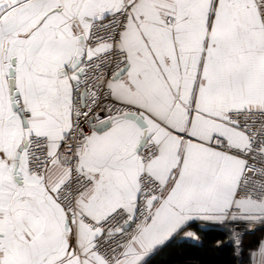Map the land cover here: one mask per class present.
I'll return each mask as SVG.
<instances>
[{
    "label": "crops",
    "instance_id": "obj_1",
    "mask_svg": "<svg viewBox=\"0 0 264 264\" xmlns=\"http://www.w3.org/2000/svg\"><path fill=\"white\" fill-rule=\"evenodd\" d=\"M129 0H0V264H104L91 251L98 231L70 222L55 200L67 179L58 150L72 124V61L104 50L86 46L91 24ZM82 47V46H81ZM124 70L109 81L112 97L140 110L144 126L118 117L93 129L78 167L93 180L77 204L99 221L138 197L141 140L157 145L146 167L162 188L151 215L116 264L194 260L210 231L227 232L238 264H264V226L235 238L233 221L263 222L264 199H235L243 160L209 145L217 137L243 150L247 134L230 111L264 107V34L255 0H137L121 36ZM14 59L12 107L5 64ZM15 104V103H14ZM48 138L43 180L25 167L19 147ZM198 261H202L199 259Z\"/></svg>",
    "mask_w": 264,
    "mask_h": 264
},
{
    "label": "built area",
    "instance_id": "obj_2",
    "mask_svg": "<svg viewBox=\"0 0 264 264\" xmlns=\"http://www.w3.org/2000/svg\"><path fill=\"white\" fill-rule=\"evenodd\" d=\"M136 1L129 0L120 11L91 24L86 46L95 48L104 45L105 48L84 58L80 63V75L72 85V124L58 150V164L68 174L65 182L55 192V200L65 210L70 222H80L98 231L92 241L91 251L104 264L117 263L125 248L149 219V201L159 199L162 195L160 184L146 169L158 156L159 149L157 145L145 142L138 153L142 170L138 175V197L133 215L117 209L103 219L94 221L77 204L78 198L93 185V180L80 171L78 162L80 152L94 127L128 114H140L136 107L116 101L109 86V81L127 64L126 53L120 48V43ZM255 6L264 34V0H255ZM14 103L17 112H21L25 118L30 116V112L24 109L19 100L15 98ZM226 119L247 134V147L243 150L231 149L223 145L217 137L209 145L243 160V169L234 193L235 199H249L261 203L264 199V107L258 110L230 111ZM49 145L50 141L46 137L30 136L24 149L25 167L40 181L43 180L50 161ZM127 223L128 228L123 229ZM262 226L264 221H233L229 224V230L235 238H240Z\"/></svg>",
    "mask_w": 264,
    "mask_h": 264
},
{
    "label": "trees",
    "instance_id": "obj_3",
    "mask_svg": "<svg viewBox=\"0 0 264 264\" xmlns=\"http://www.w3.org/2000/svg\"><path fill=\"white\" fill-rule=\"evenodd\" d=\"M226 235L227 232L210 231L204 237L205 245L197 248L189 246L188 249H185V253L193 257L199 256V259L204 260L203 264H238L232 246H223L222 248L216 246L217 241L225 239Z\"/></svg>",
    "mask_w": 264,
    "mask_h": 264
},
{
    "label": "water",
    "instance_id": "obj_4",
    "mask_svg": "<svg viewBox=\"0 0 264 264\" xmlns=\"http://www.w3.org/2000/svg\"><path fill=\"white\" fill-rule=\"evenodd\" d=\"M82 46V47H81ZM84 59V49H83V43L81 42L80 43V47L77 49L76 51V54L74 56V59L72 61V67L74 69H76V74L77 76L80 75V68H79V65H80V62ZM13 66H14V59H11L8 63L5 64V71H6V74L8 76V84H9V92L11 94V101L12 102V107L14 110H16V105L14 104V99H15V96H16V93L14 91V80H13V75H14V69H13ZM83 95H84V92H83ZM18 114L22 117V113L21 112H18ZM126 118H130V119H133L134 121H136V123L138 125H140L141 127L144 126V123H143V120L141 117L139 116H136V115H133V114H128L125 116ZM108 122H104V123H101L99 125H96L94 127V129H101L103 127H105L107 125ZM145 143V140H141L139 143H138V151L140 150V148L143 146V144ZM26 144H27V141H25L18 149L17 151V155H16V159H18L20 153L24 150V148L26 147ZM129 226V223L125 224L123 229H126L128 228Z\"/></svg>",
    "mask_w": 264,
    "mask_h": 264
},
{
    "label": "rangeland",
    "instance_id": "obj_5",
    "mask_svg": "<svg viewBox=\"0 0 264 264\" xmlns=\"http://www.w3.org/2000/svg\"><path fill=\"white\" fill-rule=\"evenodd\" d=\"M199 256L193 258L194 260H188V259H184V260H172V261H169V262H166V263H163V264H202L201 262L202 261H198L199 260Z\"/></svg>",
    "mask_w": 264,
    "mask_h": 264
}]
</instances>
